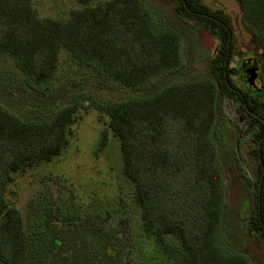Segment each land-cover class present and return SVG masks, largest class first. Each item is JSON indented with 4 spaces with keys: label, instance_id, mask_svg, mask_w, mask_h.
Masks as SVG:
<instances>
[{
    "label": "trees",
    "instance_id": "obj_1",
    "mask_svg": "<svg viewBox=\"0 0 264 264\" xmlns=\"http://www.w3.org/2000/svg\"><path fill=\"white\" fill-rule=\"evenodd\" d=\"M93 1L79 0L82 7L61 19L40 16L32 0H0V53L10 54L24 74L16 88L15 81L0 83V263L132 264L119 228L91 226L92 219L84 223L65 215L54 201L29 234L22 212L7 201L8 187L16 173L50 161L70 143L81 105L66 103L70 86L53 83L62 50L93 67L102 80L142 90L162 72L182 66V42L190 39V29L200 28L218 45L198 75L122 102L90 101L108 116L99 150L110 134L119 139L143 230L166 259L255 264L242 247V232L264 239V0H237L258 46L239 53L232 16L204 0H163L169 23H162L147 0ZM17 88L25 91L24 99H17ZM5 100L52 109L65 103L47 117L26 120L4 108ZM224 100L234 101L248 117L242 136L255 144L251 153L258 165L252 180L256 202L240 225L227 204L224 148L212 137L220 123L218 103ZM237 158L232 153V161Z\"/></svg>",
    "mask_w": 264,
    "mask_h": 264
},
{
    "label": "rangeland",
    "instance_id": "obj_2",
    "mask_svg": "<svg viewBox=\"0 0 264 264\" xmlns=\"http://www.w3.org/2000/svg\"><path fill=\"white\" fill-rule=\"evenodd\" d=\"M32 1L39 15L43 17L67 19L73 9L82 7L79 0ZM105 1L94 0L92 4ZM147 1L162 23H169V10L165 2ZM204 2L213 8H223L232 16L237 53L258 48L243 24L242 8L237 0ZM188 33L190 39H184L181 45L182 66L162 72L142 90H133L113 81H104L93 67L79 64L67 50L61 51L59 69L53 83L70 86L71 92L67 96L69 101L66 103L79 102L81 108L77 122L72 125L67 148L50 161L38 162L35 166L16 173L8 187L7 201L11 206L20 209L29 234H32L41 222L45 208L54 201L65 215H76L84 223L87 219H92L89 223L91 226L100 229L119 228L125 237L132 264L177 262V259H166L154 238L144 232L134 186L123 172L120 141L110 134L106 148L99 150L101 133L107 127L108 116L90 107L89 103L93 99L116 103L146 96L166 85L184 82L198 75L207 67L208 58L215 51L218 41L209 31L200 28L190 29ZM255 73L254 71L253 74ZM253 74L249 77L252 81L256 79ZM249 75L250 73H246L245 76ZM9 81H15L16 88L24 81V74L10 54L0 53V83L6 86ZM15 95L18 96L17 99H24L25 91L17 88ZM64 103L58 106L61 107ZM2 104L7 110L26 120L47 117L58 107L52 109L49 104L23 105L8 100L2 101ZM218 108L220 123L213 129L212 137L220 148H224L221 152L224 154V183L227 174V204L231 208L233 220L240 225L241 216L249 205L251 208L256 202L252 180L257 175L258 165L251 153L255 144L249 136H242L249 119L234 101H221ZM227 146L230 148L225 171ZM234 148L236 152H232ZM232 153L238 157L236 162L231 159ZM242 234L244 251L250 254L255 264H264V239L247 236L246 232ZM227 240L228 237H225V241Z\"/></svg>",
    "mask_w": 264,
    "mask_h": 264
},
{
    "label": "water",
    "instance_id": "obj_3",
    "mask_svg": "<svg viewBox=\"0 0 264 264\" xmlns=\"http://www.w3.org/2000/svg\"><path fill=\"white\" fill-rule=\"evenodd\" d=\"M255 81H258V88L257 89H259V90H261V89H263L262 88V83L256 78V79H254L252 82H255Z\"/></svg>",
    "mask_w": 264,
    "mask_h": 264
}]
</instances>
